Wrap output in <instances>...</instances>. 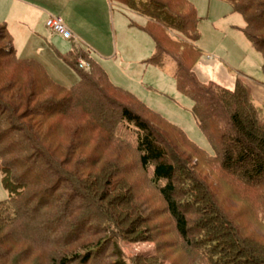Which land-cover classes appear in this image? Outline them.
<instances>
[{"label": "rangeland", "instance_id": "obj_1", "mask_svg": "<svg viewBox=\"0 0 264 264\" xmlns=\"http://www.w3.org/2000/svg\"><path fill=\"white\" fill-rule=\"evenodd\" d=\"M21 1L0 0V21L5 23L11 33L19 58L40 62L53 81L71 88L79 77L74 69L62 61L60 54L69 52L71 43H75L101 63L114 86L131 93L152 112L180 128L198 148L210 156L214 155L212 146L195 122L191 100L177 89L174 63L170 60L163 66L147 63L155 54L156 47L152 38L140 29L146 22L144 19L133 16L117 1ZM188 1L197 11L200 32L197 46L204 53L193 67L197 79L204 84L214 81L227 89H233L236 78L240 77L264 87V57L244 35V17L233 13L225 0ZM75 16L77 25L82 28L75 32L82 34V37L73 32L72 26H67L75 38L72 42L61 39L46 25L51 18L67 20ZM114 30L117 49L114 47ZM120 98L125 102V99ZM91 100L97 103V110L107 108L97 96ZM144 116L160 134V140L167 142L177 167L185 170L177 174V190H180L178 200L184 209L191 207L187 211L192 242L203 237L198 225L206 223L205 218L209 217L203 215V210L202 215L197 213L198 206L194 205L196 199L186 197L189 190L186 186L190 183L185 176L187 171L195 175V181L209 194L208 202L216 204L219 213L210 217L218 216L220 224L223 219L226 220L229 226L236 229L234 233L238 239H245L252 246L264 249V204L258 190L236 182L223 173L216 163L193 153L174 129L161 124L149 114ZM57 121L60 120H49L48 125L53 127L50 141L57 150L58 161L65 158L68 164L65 169L71 172V176L77 172L80 179L93 184L86 181V187L82 188L76 180L61 183L57 179L59 173L55 178L48 177L46 180L47 174H31L27 179V190L35 191L32 194L39 195L46 188L55 190L41 201L48 206L45 208V217L56 222L60 220L58 226L48 230L49 239L54 244L48 248V255L59 257L69 251L70 255L75 256L90 251L93 256L84 264H119L117 254L113 253L114 247H117L119 255L128 264H135L138 259H141V263L143 259H153L145 264H199L203 259L206 260L202 258L206 257V247L195 249L185 245L178 235L159 189L151 181V171L141 169L132 146L118 145L112 135L105 134L99 138V134L90 127L79 138L73 139L69 129L79 127L82 121ZM116 135L136 142L134 128L126 123H120ZM6 144V139H2L0 148ZM68 144L73 151L59 153L67 150ZM76 148L77 151H74ZM23 168V164L19 166L18 173ZM7 199L8 193L0 174V202ZM38 201L35 199L33 205H39ZM113 221L123 222V229H135L138 234L118 235L121 228L115 223L113 225ZM114 230L117 234L115 237ZM99 239L105 242L102 247L96 248L94 245ZM64 245L68 247L64 248ZM41 255L44 256V253H37L36 257L40 259ZM34 261L33 256L26 264ZM82 263V258L73 262Z\"/></svg>", "mask_w": 264, "mask_h": 264}, {"label": "trees", "instance_id": "obj_2", "mask_svg": "<svg viewBox=\"0 0 264 264\" xmlns=\"http://www.w3.org/2000/svg\"><path fill=\"white\" fill-rule=\"evenodd\" d=\"M110 1H117L146 19V24L140 29L152 38L156 47L155 54L147 63L155 66H163L167 60L174 63L177 89L191 100L195 122L212 146L214 155L210 156L198 148L180 128L166 122L131 93L114 86L102 65L82 47L73 44L69 52L60 54L62 61L74 69L79 77L74 86L66 88L53 81L38 61L19 58L11 33L5 23H0V141L4 138L7 141L0 148V174L8 193V199L0 202V264H26L33 256L35 263L32 264H73L81 258L84 264L93 256L89 250L75 256L70 255L69 251L59 257L48 255V248L54 245L53 240L49 239L48 230L56 227L60 220L56 222L45 217V208L48 206L41 201L55 190L46 188L39 195L27 190V179L31 174H47L44 178L46 180L48 177L55 178L59 173L57 179L61 183L76 180L82 188L86 187V181L92 183L80 179L77 172L71 176V172L65 169L68 165L65 158L58 161L57 150L50 141V130L53 127L48 125V121L52 119H59L57 122L68 120L71 123L82 121L79 127L69 129L73 139L79 138L90 127L94 128V133L99 134V138L107 134L113 136L118 145L132 146L141 169L151 171V181L159 189L174 220L176 231L185 245L195 249L206 247V257L200 253L206 260L203 259L199 264H209L208 261L211 264H264V249L252 246L245 239H238L234 233L236 229L229 226L226 220L223 219L221 225L218 216L210 217L219 213L218 208L216 204L208 202L209 194L195 181V175L187 171L185 176L190 183L186 186L189 187L186 197L196 199L194 205L198 206L197 213L202 215L203 210V215L209 217L205 218L206 223L198 225L203 237L192 242L187 211L191 207L184 209L178 200L180 190H177V174L185 170L177 167L167 142L160 140V134L144 116L149 114L161 124L177 131L193 153L216 163L223 173L236 182L256 188L264 204V109L255 104L249 85L240 77L236 78L233 89H227L214 81L204 84L197 79L193 67L201 60L203 51L197 46L200 39L199 19L191 2ZM225 1L233 13L244 17V35L264 57V0ZM79 60L88 66L79 68ZM262 70L264 72V62ZM94 96L101 99L107 108L97 110V103L91 100ZM131 106L143 110L138 111ZM120 123L134 128L135 143L116 135ZM69 150L73 151V148L69 149L68 144L67 150L59 153L65 154ZM22 164L24 168L18 173ZM35 199H39V205H33ZM114 223L121 228L118 235L138 234L135 229H123V222ZM116 230L113 231V237L117 235ZM206 239L209 241L205 242ZM104 242L99 239L94 246L100 248ZM67 247L64 245V248ZM116 249L114 247L113 253L117 254L119 264H128ZM37 253H44V256L41 255L39 259ZM152 260L143 259L141 263V259H138L135 264H145Z\"/></svg>", "mask_w": 264, "mask_h": 264}, {"label": "crops", "instance_id": "obj_3", "mask_svg": "<svg viewBox=\"0 0 264 264\" xmlns=\"http://www.w3.org/2000/svg\"><path fill=\"white\" fill-rule=\"evenodd\" d=\"M21 1V0H20ZM23 1H25V0H22L21 2H23ZM73 4V3H72ZM126 9V8H125ZM127 11H129V13L130 14H132L133 16L134 15H136L135 13H133V12H131L130 10H128L127 9ZM136 16H138V15H136ZM138 17H140V16H138ZM140 18H142V19H144L145 21H146V19L145 18H143V17H140ZM76 16H75V18L73 17V18H69V19H67V20H64V22H65V24H66V26H68V27H73V32H75L77 29H79V30H82V28H79V26L77 25V23H76ZM135 19H136V17H135ZM131 21V20H130ZM0 23H3L2 21H0ZM132 24H135L134 22H131ZM145 24H146V22H145ZM144 24V25H145ZM143 25V26H144ZM67 27V28H68ZM142 27V26H141ZM69 29V28H68ZM78 36L80 35V33H77V32H75ZM55 35H57V34H55ZM113 39H114V41H115V44H114V47H115V49H117V44H116V30H114V32H113ZM58 37H60L61 39H63L61 36H59V35H57ZM80 37H82V34L80 35ZM63 40H65V39H63ZM65 41H69V40H65ZM72 42V41H71ZM73 44H75V43H71V48H70V50L72 49V46H73ZM69 50V51H70ZM100 53V52H99ZM204 54V53H203ZM115 55V54H114ZM114 55H113V58H114ZM109 56V55H108ZM203 57V56H202ZM22 59V58H21ZM34 60V59H33ZM40 63V62H39ZM101 64V63H100ZM248 85H249V87H250V89H251V93H252V96H253V99H254V102H255V104L259 107V105H261L262 107H260V108H264V87H261V86H259V85H255V84H252L250 81H248V80H244Z\"/></svg>", "mask_w": 264, "mask_h": 264}, {"label": "built area", "instance_id": "obj_4", "mask_svg": "<svg viewBox=\"0 0 264 264\" xmlns=\"http://www.w3.org/2000/svg\"><path fill=\"white\" fill-rule=\"evenodd\" d=\"M46 25L51 31L61 36L65 40L72 41L75 39L62 18H51L47 21ZM78 65L81 69H84L88 66L83 60H79Z\"/></svg>", "mask_w": 264, "mask_h": 264}]
</instances>
